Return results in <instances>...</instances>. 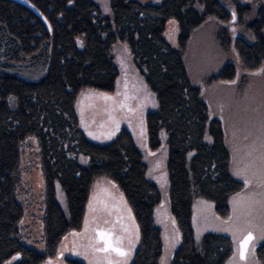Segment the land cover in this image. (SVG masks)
<instances>
[{"label":"trees","instance_id":"trees-1","mask_svg":"<svg viewBox=\"0 0 264 264\" xmlns=\"http://www.w3.org/2000/svg\"><path fill=\"white\" fill-rule=\"evenodd\" d=\"M26 1L32 7L0 0V264L15 254L21 255L15 264L54 259L63 238L83 229L91 189L100 177L121 190L138 225L140 241L131 264L161 263L164 237L157 210L165 193L150 177L135 133L123 125L109 143L94 142L76 110L83 90H115L120 68L114 47L119 43L128 44L156 99V108L145 116L149 150H159L166 134V199L180 238L169 264H227L234 253L232 238L206 232L197 242L193 201L208 200L226 218L230 199L243 182L230 171L222 123L210 117L200 87L189 76L184 51L193 31L209 17L234 23L231 6L223 0H107L106 12L97 0ZM171 24L176 26L173 41ZM249 29L255 41L234 31L232 24L229 43L243 67L252 71L264 62V5ZM225 36L219 32L222 45ZM21 66L46 73L38 80L26 79L12 71ZM235 73V64L226 62L217 78L231 79ZM30 136L40 144L45 188L43 252L25 245L20 233V154ZM58 188L65 205L58 200ZM257 254L264 264V243ZM67 263L86 264L76 258Z\"/></svg>","mask_w":264,"mask_h":264},{"label":"rangeland","instance_id":"rangeland-1","mask_svg":"<svg viewBox=\"0 0 264 264\" xmlns=\"http://www.w3.org/2000/svg\"><path fill=\"white\" fill-rule=\"evenodd\" d=\"M97 1L109 12L107 0ZM141 1L158 3L164 0ZM223 1L236 12L234 31L241 33L248 41H255L249 27L256 22L258 10L264 5V0ZM239 6L244 8L242 12L237 10ZM234 23H221L217 18L209 17L193 31L184 51L189 76L200 87L202 96L208 103L210 117L219 119L222 123L225 142L230 152V171L243 182L242 190L230 199L229 215L226 218L218 216L208 200L195 198L192 223L197 242H200L206 232L225 233L232 238L234 253L227 264H262L257 248L264 243V238H261L264 235V207L260 203L264 201V62L252 71L243 67L232 43H229V39L234 38L232 35L235 32L231 30ZM173 31H176L175 25L168 28L172 41L170 35ZM221 31L226 35L224 42L227 45H222L218 38ZM114 54L120 68L115 90H83L77 98L76 110L87 136L94 142L109 143L123 125L129 126L135 133L144 151L149 175L157 180L165 193L164 201L157 210V221L164 237V254L160 264H169L180 238L174 243L179 234L166 199V134L162 133L163 144L159 150H149L145 142V116L156 108L155 96L138 70L128 44H117ZM230 61L236 66L234 77L217 78L219 70ZM12 71L30 80H38L46 73V69L22 66ZM109 134H112L110 138ZM250 146L255 147L251 156L248 155ZM81 159L86 161L83 157ZM251 161L254 164L248 173L250 184L246 187L244 178L235 175L234 170L244 168ZM20 169L22 181L18 188V200L24 208V217L20 224L21 239L25 245L43 252L45 188L40 144L35 136L28 137L21 146ZM57 197L65 205L59 188ZM225 228L231 230L224 231ZM102 229L111 231L115 246L131 249L127 260L115 252L94 250L104 244L99 237ZM248 231L254 233V239L246 259H241L239 241ZM117 237L120 238L119 243H116ZM139 241V228L123 193L113 181L100 177L95 180L91 189L83 229L67 234L59 245L57 256L49 259L47 263L68 264V258H76L86 264H108L109 259L113 264L116 261L119 264H131ZM20 258V254H15L6 264H15Z\"/></svg>","mask_w":264,"mask_h":264},{"label":"snow or ice","instance_id":"snow-or-ice-1","mask_svg":"<svg viewBox=\"0 0 264 264\" xmlns=\"http://www.w3.org/2000/svg\"><path fill=\"white\" fill-rule=\"evenodd\" d=\"M232 15H233V20H235L236 19V13L233 12ZM262 70H264V69H262ZM89 134L91 135L92 133H89ZM111 135L112 134H109L108 138H110ZM253 151H255V147L250 146V151H249L248 155L251 156ZM253 164H254V161H251L248 164H246L244 166V168H237L234 170L235 175L242 176L244 178V183H245L246 187L250 184V181L248 179V173H249L250 168L253 166ZM253 175H255V173H253ZM260 203H261V206L264 207V201H261ZM90 207H91V202H90ZM85 224L87 225V221H85ZM223 230L224 231H230L231 229L225 228ZM262 232H264V229H262ZM99 237L104 242V244L102 247H96L94 249L95 251L106 252V253L107 252H115L118 256L124 257L125 260H127L128 256L130 255L131 249L125 250L122 247L114 246L113 240L111 239V233H109V232L100 231ZM261 238H264V235H262ZM137 239H138V236H137ZM178 239H179V236L176 237V240L174 241V243L178 242ZM253 239H254V237H253L252 231H248L247 235L242 240L239 241V256L241 259H246V253L249 250V247H248L249 242L252 241ZM119 241H120V238L117 237L116 243H119ZM130 243H131V241H130ZM252 250L254 251V246H253ZM81 254L83 255V253H81ZM108 264H113V261L111 259H109ZM115 264H119V261H116Z\"/></svg>","mask_w":264,"mask_h":264},{"label":"water","instance_id":"water-1","mask_svg":"<svg viewBox=\"0 0 264 264\" xmlns=\"http://www.w3.org/2000/svg\"><path fill=\"white\" fill-rule=\"evenodd\" d=\"M18 1L23 2V3H25V4L29 5V6H31V4H29L26 0H18ZM31 7H32V6H31ZM252 233H253V232H252ZM246 235H247V234H245L244 237H245ZM244 237H243V238H244ZM253 237H254V233H253ZM243 238H242V239H243ZM242 239H241V240H242ZM252 241H253V240H252ZM252 241L249 242V246H248V247H250ZM246 254H247V253H246Z\"/></svg>","mask_w":264,"mask_h":264},{"label":"flooded vegetation","instance_id":"flooded-vegetation-1","mask_svg":"<svg viewBox=\"0 0 264 264\" xmlns=\"http://www.w3.org/2000/svg\"><path fill=\"white\" fill-rule=\"evenodd\" d=\"M103 231L104 232H109V233H111V231H109V230H107V229H103ZM111 239L113 240V235H112V233H111ZM115 246V245H114ZM119 247V246H118ZM120 247H122V246H120Z\"/></svg>","mask_w":264,"mask_h":264}]
</instances>
